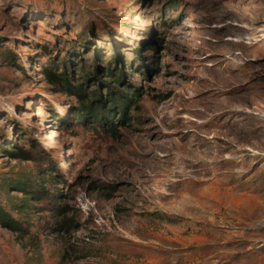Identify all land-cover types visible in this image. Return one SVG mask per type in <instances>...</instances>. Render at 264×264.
Listing matches in <instances>:
<instances>
[{"label":"rangeland","instance_id":"obj_1","mask_svg":"<svg viewBox=\"0 0 264 264\" xmlns=\"http://www.w3.org/2000/svg\"><path fill=\"white\" fill-rule=\"evenodd\" d=\"M168 1L0 0V181L50 194H2L27 233L0 226V264H264V0ZM110 41L143 87L116 133L43 72L79 83Z\"/></svg>","mask_w":264,"mask_h":264},{"label":"trees","instance_id":"obj_2","mask_svg":"<svg viewBox=\"0 0 264 264\" xmlns=\"http://www.w3.org/2000/svg\"><path fill=\"white\" fill-rule=\"evenodd\" d=\"M170 4H177L175 0H169ZM112 60L107 68L103 69L98 64V55L94 54L93 63L96 70L89 72L85 70V66H82V77L79 83H75L74 78L69 76V71H74L76 62H70L68 58L61 60L60 62L52 61L49 66L43 68L48 82L60 89V91L74 95L79 99V107L76 110L78 121L83 124L100 125L105 127L110 125L107 130L116 133L119 130L118 124H116L110 116L114 117L117 113H121V121L128 119V110L132 105L136 104L138 99L143 97V87L132 86L131 84H124L125 71L122 69V63L124 59L122 55L116 51L114 42L110 41ZM85 49L92 48L89 43H83ZM141 47L134 48V54L136 56L141 55ZM77 51V50H75ZM101 70L107 72L110 80L102 79L100 75ZM97 79L99 81L98 87L92 91L88 90V84L92 80ZM112 79V80H111ZM124 85V86H122ZM102 86L106 87V94L102 91ZM7 150L8 155L16 159L33 160V155L30 150H23L16 147L14 144ZM41 153H46L44 149H40ZM14 187L15 190L23 192L27 197H31L35 201H41V199L50 197L49 192H46L44 186H32L30 182L25 181H0V226L9 229L13 232L27 233V228L17 218H15L2 200V194L5 191ZM33 188L35 190H33ZM56 195H53V197ZM14 199L10 198L9 202ZM28 203H23L20 207H28Z\"/></svg>","mask_w":264,"mask_h":264}]
</instances>
